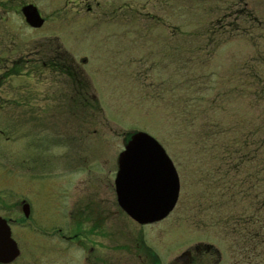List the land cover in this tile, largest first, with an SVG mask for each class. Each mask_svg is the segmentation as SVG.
I'll return each mask as SVG.
<instances>
[{
	"label": "rangeland",
	"instance_id": "374dc122",
	"mask_svg": "<svg viewBox=\"0 0 264 264\" xmlns=\"http://www.w3.org/2000/svg\"><path fill=\"white\" fill-rule=\"evenodd\" d=\"M97 1L106 9L90 33L75 21L31 32L18 16L0 27V69L22 70L0 81V217L21 252L12 264H137L141 228L114 187L137 132L162 145L180 177L178 203L154 231L168 228L176 245L228 250L264 228V172L225 161L226 145L259 117L250 80L256 70L264 77V0ZM33 2L53 10V0ZM46 34L61 36L78 82L62 66L43 69L56 60ZM76 191L65 215L61 197L69 211ZM78 223L79 243L58 235L73 236Z\"/></svg>",
	"mask_w": 264,
	"mask_h": 264
},
{
	"label": "flooded vegetation",
	"instance_id": "af4514ba",
	"mask_svg": "<svg viewBox=\"0 0 264 264\" xmlns=\"http://www.w3.org/2000/svg\"><path fill=\"white\" fill-rule=\"evenodd\" d=\"M52 5L53 10L51 12H47L45 9L38 7L37 4L33 2V0H0V27L13 25L11 24V22L13 21L10 20V17L18 16L31 32L40 30L50 32L49 29H58V33H60L62 32L63 25L69 24L70 21H75L77 23L83 24V29L86 28L85 25L88 24V31L90 33L96 27L98 16H102L98 14V10L104 11L106 9L105 5L103 6V4L97 0H53ZM28 7H34L37 9L40 17L44 21V24L41 28L33 29L27 24L23 11ZM119 9L123 10L122 7H118L116 10L118 11ZM56 21L59 22L60 27L56 26ZM58 35L59 34H46L45 36V39H48L47 42L51 44L53 50L55 49V51H52V58L56 60L51 68H47L46 66H44L43 69L47 71L53 70L54 72V70L60 68L59 66H62L63 68H66V71L68 70L67 72L69 73V76H74L71 73L76 74L78 82L79 75L77 73H74L76 67L73 66L69 68L65 67L63 64L65 60L64 58H70L71 55L69 56L68 53L70 52L68 50L65 51L63 40L61 36ZM37 70L38 69L35 68H26L24 74H27L29 76ZM0 71H2L4 74V77H0V81L2 79L5 81L11 76L21 75L22 73L20 67L0 69ZM7 75L10 76L8 77ZM46 80L48 82L52 81L53 83V81H55L56 79L47 77ZM55 85L57 87L58 83H55ZM44 95L47 97V104L50 103V101L55 103L54 105L59 102V99H57L58 94L55 95V91L49 93V90L47 89V92H45ZM30 102V100H26L24 103H26V105L28 106L30 105ZM77 193L78 191L73 193L74 195L72 197L74 199L72 200L69 211L65 206V201L67 199L62 198L64 197V195L61 197V199L63 200L62 210L65 212V215L69 213V215L74 214L73 202H75V200L76 202L78 201ZM170 215L165 220H167ZM9 222L11 227V221ZM105 222V219L101 221V226L98 228V230L101 229ZM155 224L143 226L138 224L141 229L139 230L138 240L135 244L137 249L136 251H134L137 264H258V258L264 261V228H260L257 231H250L248 229V237L243 242H240L238 239L237 242H233L230 245L228 250H225L222 248H215L214 245L205 243H188L187 245H176L171 239L172 236L168 234V228L154 231ZM78 227L79 223L77 225H74V227L72 228L73 232H75V229L77 230L76 232H78L73 236H66L63 232V229L58 230L57 233L64 241H67L71 244H74L75 241L79 243L81 241V235L79 233ZM146 230H150L152 235L147 233ZM91 250L92 253H95V246ZM94 260L95 262H90V264H112L106 259L95 258Z\"/></svg>",
	"mask_w": 264,
	"mask_h": 264
},
{
	"label": "water",
	"instance_id": "95a60500",
	"mask_svg": "<svg viewBox=\"0 0 264 264\" xmlns=\"http://www.w3.org/2000/svg\"><path fill=\"white\" fill-rule=\"evenodd\" d=\"M27 24L39 29L44 21L34 7L24 11ZM115 193L120 209L139 225L165 220L175 209L180 195V178L161 144L150 135H132L118 159ZM25 219L30 206L22 203ZM21 255L12 237L10 222L0 217V264H12Z\"/></svg>",
	"mask_w": 264,
	"mask_h": 264
},
{
	"label": "trees",
	"instance_id": "16d2710c",
	"mask_svg": "<svg viewBox=\"0 0 264 264\" xmlns=\"http://www.w3.org/2000/svg\"><path fill=\"white\" fill-rule=\"evenodd\" d=\"M250 81L254 85L251 95L259 112V117L251 132L245 133L239 142L234 141L226 145L225 161L226 164L227 162L237 163L244 168L258 166L256 170L260 174L264 172V77L259 70H256ZM250 164L252 166H249ZM257 178L260 176L258 175Z\"/></svg>",
	"mask_w": 264,
	"mask_h": 264
}]
</instances>
